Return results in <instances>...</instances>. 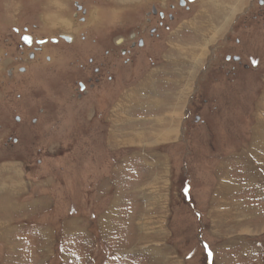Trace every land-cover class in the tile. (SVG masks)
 Wrapping results in <instances>:
<instances>
[{
    "label": "rangeland",
    "instance_id": "obj_1",
    "mask_svg": "<svg viewBox=\"0 0 264 264\" xmlns=\"http://www.w3.org/2000/svg\"><path fill=\"white\" fill-rule=\"evenodd\" d=\"M179 1L0 0L11 58L13 27L74 38L0 64V264H264V167L247 158L264 0ZM146 24L154 36L120 57ZM101 64L100 86L74 99Z\"/></svg>",
    "mask_w": 264,
    "mask_h": 264
},
{
    "label": "flooded vegetation",
    "instance_id": "obj_2",
    "mask_svg": "<svg viewBox=\"0 0 264 264\" xmlns=\"http://www.w3.org/2000/svg\"><path fill=\"white\" fill-rule=\"evenodd\" d=\"M195 0H193L192 2H188L187 0H180L179 1V7L185 10H188V5L192 4ZM75 10H76V15H74L75 17L79 16V21H83L85 22L84 19V15H85V11L83 9L82 6L78 5L77 3L75 4ZM150 14H148L149 17ZM158 16V25H160V27H164V30L168 29L167 27V20H166V16L165 13H157ZM167 18L169 20H173V17L171 16H167ZM149 23V20H147ZM147 25V24H146ZM264 25V24H263ZM156 33L155 29H150L149 31V25H147V28L145 29V27L143 28V30H141V32L139 33L140 38L137 39L135 42H130L129 47L126 50H120L119 54L120 57L121 56H128L129 54L131 55L133 50L136 49H143L146 45H145V40H144V35H148L150 34L151 37L154 36V34ZM62 36H66L70 39V42L74 41V38L70 35H62ZM60 42H65L61 39L55 38V39H45V38H36L27 27H23V28H17V27H13L8 34L6 35V37L3 40V45L6 46L7 48H11V47H15L17 49V56L11 58V56L8 54V52H1L0 51V64L3 62L4 59H8V60H13V62H17V63H24V64H28V63H32L35 60H37L38 58V53H40L42 51V47L47 45L48 43L50 44H58ZM117 45H121L125 42V40H123L122 38L119 40L115 41ZM68 43V42H66ZM105 55H109V53H106ZM110 56V55H109ZM115 58V56H114ZM229 58V57H228ZM48 59V58H47ZM238 59H233V61H237ZM239 63V60H238ZM77 69L84 71V66L78 63H75ZM103 65L101 64V66L94 68L93 70V74L92 77H90L86 82H76L75 87L73 88V98L78 100V101H82L84 97H86L87 95L90 94V92H93L97 86H100L101 82L103 81V76H104V67H102ZM19 72L21 74H27V68L26 67H19L18 68ZM111 80V78H109ZM38 114H42L44 111L42 109L37 111ZM15 120L17 122H21V118L20 117H15ZM36 119H32V123L35 124L36 123Z\"/></svg>",
    "mask_w": 264,
    "mask_h": 264
},
{
    "label": "crops",
    "instance_id": "obj_3",
    "mask_svg": "<svg viewBox=\"0 0 264 264\" xmlns=\"http://www.w3.org/2000/svg\"><path fill=\"white\" fill-rule=\"evenodd\" d=\"M75 17V16H74ZM183 95H184V92H183ZM177 97L178 98H175L174 97V99L172 100L173 101V103H172V105H173V107H175L176 108V106L178 105V103L179 102H181L180 100V95H177ZM182 98H183V96H182ZM260 105H261V109H260V111H259V116H258V123H256L257 125H255L256 126V130H255V132H257L256 134H254V135H252V138H251V144H250V146H253V148L254 149H252V152L251 153H249L248 154V156H247V158L249 159V160H252V162L253 163H255L256 164V166H258L259 168H261V167H264V152L263 151H261L260 149L262 148V147H264V97H263V101H261V103H260ZM172 108V107H171ZM172 110H174V109H172ZM170 118V117H169ZM159 122V121H158ZM169 124H170V122H169ZM159 127H161V124L159 125ZM262 128V129H261ZM144 134L142 133L141 134V136L142 137H144L143 136ZM164 135H169V133L168 134H164ZM163 135V136H164ZM153 136V135H152ZM141 141H142V139H141ZM261 153V154H260ZM260 154V155H259ZM260 157L262 158V159H260ZM262 160V161H261ZM263 162V163H262ZM248 179V178H247ZM252 182H254L255 183V181L253 180V178H249V181L247 182V183H244V184H247L248 185V188L250 187L251 189L253 188V187H255L254 185L251 187V186H249V185H252L251 183ZM256 184V183H255ZM20 185L17 187V189L19 190L20 189ZM16 189V190H17ZM15 190V191H16ZM14 192V191H13Z\"/></svg>",
    "mask_w": 264,
    "mask_h": 264
},
{
    "label": "bare ground",
    "instance_id": "obj_4",
    "mask_svg": "<svg viewBox=\"0 0 264 264\" xmlns=\"http://www.w3.org/2000/svg\"><path fill=\"white\" fill-rule=\"evenodd\" d=\"M128 1V0H127ZM123 3V2H122ZM211 6V5H210ZM211 7H213V6H211ZM57 9V8H56ZM58 13H56L57 15H55V17L58 19V25H60L61 27H63L65 30H66V28L67 27H69L68 25H70V24H72V22L69 20V22L64 18V16H62L61 14H60V7L58 8V11H57ZM219 15V14H218ZM53 16V15H52ZM59 16H61V17H59ZM53 22V21H52ZM60 27V28H61ZM223 29V28H222ZM60 30V29H59ZM61 30H62V28H61ZM221 29H219L218 31H220ZM60 33V35H70V34H68V33H66V32H63V31H61V32H58L57 34H59ZM57 34H55L56 36H57ZM70 36H72V35H70ZM73 37V36H72ZM196 38V37H195ZM196 40V39H195ZM199 47H200V45H199ZM194 48V47H193ZM200 50H201V48H200ZM199 61V60H198ZM7 62V61H6ZM3 64V63H2ZM2 66V65H1ZM174 109V108H173ZM262 129V128H261ZM18 184V185H17ZM15 186H13V187H11V190H10V192L12 191V190H16L17 189V187L20 185L19 183H15L14 184ZM12 193H13V191H12ZM233 205H237V204H233Z\"/></svg>",
    "mask_w": 264,
    "mask_h": 264
},
{
    "label": "water",
    "instance_id": "obj_5",
    "mask_svg": "<svg viewBox=\"0 0 264 264\" xmlns=\"http://www.w3.org/2000/svg\"><path fill=\"white\" fill-rule=\"evenodd\" d=\"M187 1H188V2H192L193 0H187ZM57 38H58V39H61V40H63V41H65V42L70 43V39H69L68 37H66V36L58 35Z\"/></svg>",
    "mask_w": 264,
    "mask_h": 264
}]
</instances>
